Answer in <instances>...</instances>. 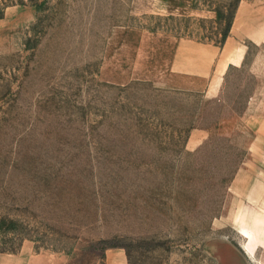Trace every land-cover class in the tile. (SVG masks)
Wrapping results in <instances>:
<instances>
[{"label": "rangeland", "instance_id": "rangeland-1", "mask_svg": "<svg viewBox=\"0 0 264 264\" xmlns=\"http://www.w3.org/2000/svg\"><path fill=\"white\" fill-rule=\"evenodd\" d=\"M239 1L184 0L218 11L216 24L135 15L132 0H0V253L30 242L68 264H106L111 249L128 264H264V218L250 226L264 168L234 182L248 137L185 149L198 117L213 130L223 114L244 115L255 79L232 70L219 106L100 77L117 28L219 41Z\"/></svg>", "mask_w": 264, "mask_h": 264}, {"label": "crops", "instance_id": "crops-1", "mask_svg": "<svg viewBox=\"0 0 264 264\" xmlns=\"http://www.w3.org/2000/svg\"><path fill=\"white\" fill-rule=\"evenodd\" d=\"M131 6L135 15L197 17L215 19L216 24L220 23L218 11L190 9L184 0H132ZM218 36L221 37L219 41L135 27L117 28L109 38L100 77L109 85L126 87L140 82L158 92L198 97L202 103L222 106L231 71H244L251 75L257 87L247 100L244 115L223 114L213 130L201 125L203 117L200 116V122L191 125L185 144L186 150L194 151L213 135L231 145L236 144L238 136L246 135L249 140L243 148L249 154L234 182L247 181L246 177L253 173L251 168H264V0H240L228 26L216 38ZM252 46L257 48L253 56ZM263 176L264 171L261 181ZM261 197L264 198V194ZM249 214V207H244L233 219L234 224L246 226ZM260 216L264 218V210L254 213L250 226L255 225ZM257 247L264 248V241L255 244V251ZM68 262L64 255L35 251L30 242L24 243L17 253H0V264ZM106 264H128V261L123 251L111 249L107 251Z\"/></svg>", "mask_w": 264, "mask_h": 264}, {"label": "bare ground", "instance_id": "bare-ground-1", "mask_svg": "<svg viewBox=\"0 0 264 264\" xmlns=\"http://www.w3.org/2000/svg\"><path fill=\"white\" fill-rule=\"evenodd\" d=\"M243 235L248 237V239L250 238L251 242L254 240L253 234L250 233V231L244 230L243 231ZM244 250H246L247 254L252 258L255 259V255L253 253L252 247H251V243L249 245H244L243 246Z\"/></svg>", "mask_w": 264, "mask_h": 264}]
</instances>
